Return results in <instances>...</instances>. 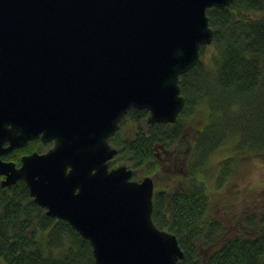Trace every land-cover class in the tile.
<instances>
[{
    "label": "water",
    "instance_id": "obj_1",
    "mask_svg": "<svg viewBox=\"0 0 264 264\" xmlns=\"http://www.w3.org/2000/svg\"><path fill=\"white\" fill-rule=\"evenodd\" d=\"M232 0H0V176L23 180L47 216L92 246L95 264H179L177 237L152 220L154 183L109 168L110 139L131 109L173 123L179 78ZM45 152L3 159L30 141Z\"/></svg>",
    "mask_w": 264,
    "mask_h": 264
},
{
    "label": "trees",
    "instance_id": "obj_2",
    "mask_svg": "<svg viewBox=\"0 0 264 264\" xmlns=\"http://www.w3.org/2000/svg\"><path fill=\"white\" fill-rule=\"evenodd\" d=\"M207 17L213 30V52L204 57L202 46L197 64L180 76L185 103L176 122L150 125L146 109L131 108L110 140L117 149L110 166L125 163L152 176L160 167L158 154L179 145L184 159L189 152L184 174L187 183L171 193L155 192L152 213L158 228L177 237L183 251L179 264H263L264 220L258 225L246 223L245 231L232 236L223 232L217 220L205 222L209 194L201 177L210 159L234 136L238 148L264 151V133L252 132L242 144L238 140L256 123H262L264 132V0H232L225 7L209 8ZM227 111L237 125L230 122L216 131V112ZM196 115H201V128L187 143L183 141L184 119ZM44 146L39 140L30 141L3 159L19 166L21 156L40 152ZM224 161L222 173L230 168V159ZM1 179L0 264H95L89 241L66 220L47 216L30 197L23 180L2 187Z\"/></svg>",
    "mask_w": 264,
    "mask_h": 264
},
{
    "label": "rangeland",
    "instance_id": "obj_3",
    "mask_svg": "<svg viewBox=\"0 0 264 264\" xmlns=\"http://www.w3.org/2000/svg\"><path fill=\"white\" fill-rule=\"evenodd\" d=\"M203 47H205V50L202 55L210 57L213 52L212 46L206 45ZM252 110H254L253 107L250 111ZM199 111L201 114L202 110ZM235 113L240 112L236 110ZM200 120L201 115L184 119L183 141L187 143L192 141L194 134L201 128ZM230 122L237 125L234 115L230 111L221 114L216 112L213 120L216 131H220L223 125H229ZM128 124L130 125V122ZM262 126V123H256L257 128L254 127L249 131L246 129V135H242L238 140L242 144L249 139L248 135L252 132L264 133ZM236 140V136L230 138L219 149V153L210 159L208 168L205 169L201 177L209 194L208 210L204 221L208 223L217 220L227 236L241 234V231L246 229L244 228L246 223L252 222L258 225V222L264 220V151L261 152L257 148H255L257 151L250 148H238ZM42 144L45 146L40 152H45L52 147L53 142ZM248 145L252 148L255 146L250 140ZM178 146L174 147L179 155L178 157L175 154L171 157V151L174 148L161 152L158 157L160 167L152 176L144 174L142 169H133L132 180L141 181L144 177L149 176L154 182V193L160 191L171 193L175 189L184 186L187 183L184 180V174L188 170L186 163L189 152L185 153L186 158L184 159L182 149ZM226 159H230V168L226 173H222L221 163L225 162ZM119 163L110 166V168L125 164ZM218 177L221 178L220 182ZM205 248V246L201 248L202 254L206 253Z\"/></svg>",
    "mask_w": 264,
    "mask_h": 264
},
{
    "label": "flooded vegetation",
    "instance_id": "obj_4",
    "mask_svg": "<svg viewBox=\"0 0 264 264\" xmlns=\"http://www.w3.org/2000/svg\"><path fill=\"white\" fill-rule=\"evenodd\" d=\"M175 122L173 123H168L169 125H172L174 124ZM119 131V130H118ZM118 133V132H117ZM115 137V136H114ZM112 139V138H111ZM174 147H171L169 150H172ZM175 154V156H177V151L175 150V148L171 151V157H173ZM159 155V154H158Z\"/></svg>",
    "mask_w": 264,
    "mask_h": 264
}]
</instances>
